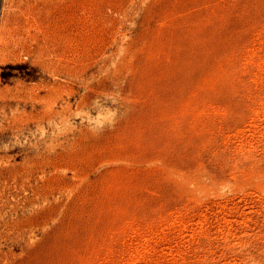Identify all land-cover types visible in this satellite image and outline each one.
Listing matches in <instances>:
<instances>
[{"label": "rangeland", "instance_id": "1", "mask_svg": "<svg viewBox=\"0 0 264 264\" xmlns=\"http://www.w3.org/2000/svg\"><path fill=\"white\" fill-rule=\"evenodd\" d=\"M0 264H264V0H0Z\"/></svg>", "mask_w": 264, "mask_h": 264}]
</instances>
